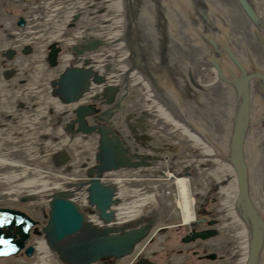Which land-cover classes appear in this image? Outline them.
<instances>
[{
	"label": "bare ground",
	"instance_id": "obj_1",
	"mask_svg": "<svg viewBox=\"0 0 264 264\" xmlns=\"http://www.w3.org/2000/svg\"><path fill=\"white\" fill-rule=\"evenodd\" d=\"M242 1L264 17L256 0ZM115 3L118 13L121 0ZM72 20L67 18V24ZM26 25L25 20L19 22ZM59 33L55 30L54 37ZM99 34L78 43L55 41L49 57L57 75L49 95L35 85L29 91L33 94L18 97L22 114L30 108L39 117L32 121L42 130L39 136L56 135L51 152L46 154L44 147L39 152L45 157L31 152L34 138L25 142L19 135L32 134L28 114L24 131L15 129L5 112V96H0V202L33 203L31 209L0 204V251L5 248L0 264H11L12 259L19 264L23 258L36 264H249L240 172L228 150L202 136L179 109L169 106L162 90L132 63L118 32L115 45L127 55H121V61L107 58V69H101L95 59L109 42ZM24 37L20 40L26 41ZM63 45L72 55L60 60ZM22 65L9 64L2 73L9 76ZM19 74L12 80L18 81ZM63 79L71 85L62 86ZM177 133L181 136L175 137ZM12 134L18 139L9 140ZM169 139L177 140L172 145ZM89 144H95V150ZM79 145L85 146L79 150ZM205 172L212 175L211 180L205 176V185L215 186L221 196L211 214L205 208L208 201H198L192 186L203 181L196 174ZM170 196L180 221L170 215ZM15 210L28 219L8 215ZM162 219L172 220L165 227ZM232 238L239 242L232 244Z\"/></svg>",
	"mask_w": 264,
	"mask_h": 264
},
{
	"label": "water",
	"instance_id": "obj_2",
	"mask_svg": "<svg viewBox=\"0 0 264 264\" xmlns=\"http://www.w3.org/2000/svg\"><path fill=\"white\" fill-rule=\"evenodd\" d=\"M116 24L169 106L228 150L240 172L249 264H264V17L242 0H121Z\"/></svg>",
	"mask_w": 264,
	"mask_h": 264
},
{
	"label": "rangeland",
	"instance_id": "obj_3",
	"mask_svg": "<svg viewBox=\"0 0 264 264\" xmlns=\"http://www.w3.org/2000/svg\"><path fill=\"white\" fill-rule=\"evenodd\" d=\"M103 0H68L67 3L64 4H56L53 2V0H0V88H1V95H4V100L6 101V104H8V107L5 108V112L10 113V119L13 121L16 125L18 130L24 131L23 129V119L24 115L27 116L28 121L30 120L31 123L28 125H32V121L34 119H38V116H34L31 114L33 109L26 108L25 113L22 114L24 111H20L19 103H20V95H29L33 94L30 93L31 86L37 85V88L41 90L42 94H46L47 96L50 93L51 90V84L53 82V78L57 75V71L53 73V64L50 60V55L53 54V43L55 41L59 42L61 39L68 40L70 42H81L83 41V37L88 35V39L93 37V35H99L102 37L104 35L105 41L109 42V46L103 47L106 51H103L99 53L98 58L95 60H99L100 65L99 67L101 69H107V58H119L121 61V55H127V51H123V49L119 48L115 45V40L117 36V24H116V18L117 14L114 11L115 10V1L117 0H106L104 3L106 4L105 7H103L102 4ZM258 3L255 5L258 7V10H262L264 12V0H256ZM260 4V5H259ZM96 6V8L94 7ZM98 6H101L102 8H97ZM102 9V10H101ZM58 10H62L59 14L57 13ZM63 11H66L63 13ZM86 12V15H85ZM52 13V15L50 14ZM113 13V14H112ZM54 15L57 18L54 17ZM111 15V18L109 17ZM98 16V17H97ZM67 18H73L72 24H67L66 19ZM25 20L26 27L25 26H19V22ZM61 26L60 27V25ZM83 24V26H82ZM97 26L99 27L98 29ZM35 28L31 29V32H35L32 34V36L29 34H25V30L27 28ZM96 27V28H94ZM60 30L59 34H55L54 37V31L52 33H49L48 31L50 29ZM88 28V29H87ZM90 29V30H89ZM84 33V34H83ZM93 34V35H92ZM103 34V35H102ZM21 36H28L26 41L20 40ZM62 37V38H60ZM103 37V38H104ZM64 51H62V54L59 53V59L65 58V55L71 56L69 51V47H66L63 45L62 48ZM10 55V57H9ZM104 59H103V58ZM73 58V57H72ZM32 61L33 66L29 64ZM66 61L64 60L63 64ZM23 63L21 67H18L16 69V72H18V76L20 77L18 81L15 82V79L12 80L11 75H4L2 73V69L7 67L9 64H12V66H18ZM110 68V67H109ZM114 69V68H110ZM7 79H6V78ZM6 79V80H5ZM31 80V81H29ZM5 84V86L2 87L1 84ZM3 100V101H4ZM2 101V102H3ZM131 105V102H128ZM30 113V114H29ZM174 113V112H173ZM16 116V117H14ZM14 117V118H13ZM33 117V118H32ZM23 129V130H22ZM26 129L25 131H27ZM49 132L48 130H46ZM46 132V133H47ZM25 132L19 133V135L26 141L29 142V138H34V142L31 145V152L35 153L39 156H44L51 152L53 149V137H55V134L50 133L47 134L46 138H41L39 135L42 133V130L38 128V126L32 125V134H24ZM18 134H12L10 136L9 140H12L13 137H16L18 139ZM13 136V137H12ZM176 136H181L180 134H176ZM28 138V139H26ZM55 139V138H54ZM67 140L66 138H64ZM174 139V138H173ZM169 139L172 142V145L176 142L177 139L173 140ZM41 147H39V146ZM79 150H81L82 147L85 145H79ZM91 146L90 148L92 150H95V144H89ZM43 147L46 149V154H40L39 152H43ZM86 151H82L84 154ZM45 157V156H44ZM210 161V160H209ZM220 161V160H219ZM209 164V163H208ZM207 167L209 168L210 166ZM203 166V168H207ZM41 168V167H40ZM205 175H202L201 173H197L196 176H202L201 178L203 181H198L195 183H192V186H195V196L198 201L207 200L208 202L205 204L206 210L211 214V210L214 212V207L216 203V199L218 202H221V196L220 193H218L217 190H213L215 186H206V181L209 179H212V175H210L208 172H205ZM208 176L209 179H206ZM225 178V176H224ZM222 179V178H221ZM225 181V180H224ZM212 185V184H211ZM208 191V192H207ZM172 196V195H171ZM169 197L171 204L174 201V197ZM174 196V195H173ZM206 198V199H205ZM5 201V200H4ZM175 202V201H174ZM10 202H0L1 205H8ZM33 203H30V205H23L21 203L15 202L12 205L9 204V206L14 207H26V208H33L31 207ZM212 205V206H211ZM170 211H172V214L174 216H178L176 218V221H180L181 218L178 215V209L175 204H173L171 207H168ZM172 220V219H171ZM160 220L162 224L165 225V227L168 226V224L171 222ZM172 221V222H173ZM159 223V224H161ZM148 224V222H147ZM166 230V229H165ZM188 230V229H187ZM236 233V230H233V234ZM232 244H237L239 242L238 238H232ZM230 242V243H231ZM241 242V241H240ZM177 245L179 243H176ZM174 248V247H172ZM230 249V248H229ZM232 249V248H231ZM182 254H180L181 256ZM187 257V256H186ZM23 258V257H22ZM12 261L15 262L14 259ZM11 264H17V263ZM19 264H36V262L28 261L26 262V259L23 258ZM170 263V262H169Z\"/></svg>",
	"mask_w": 264,
	"mask_h": 264
}]
</instances>
